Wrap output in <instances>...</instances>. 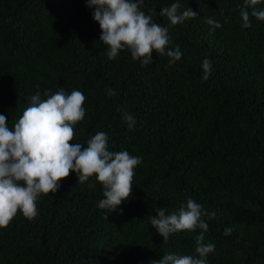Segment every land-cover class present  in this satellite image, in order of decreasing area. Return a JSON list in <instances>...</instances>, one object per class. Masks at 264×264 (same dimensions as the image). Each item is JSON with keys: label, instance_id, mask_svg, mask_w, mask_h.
<instances>
[{"label": "trees", "instance_id": "16d2710c", "mask_svg": "<svg viewBox=\"0 0 264 264\" xmlns=\"http://www.w3.org/2000/svg\"><path fill=\"white\" fill-rule=\"evenodd\" d=\"M176 2L145 0L141 10L169 29L165 53L179 46L181 59L171 63L153 50V62L143 65L129 50L107 58L87 0H0V114L9 129L33 95L75 89L86 97V114L70 143L86 147L102 131L109 151L142 158L132 194L115 212L98 207L103 186L95 176L78 184L75 172L57 192L38 197L34 219L18 210L0 227V264H152L165 254L194 256L203 230L170 234L164 243L150 222L156 207L169 215L188 198L208 213L205 243L215 251L207 264H264V21L249 7L251 27H242L244 0H178L179 13L198 15L171 25L159 13ZM255 8L264 11V0ZM206 58L211 74L203 80ZM107 88L117 94L109 97ZM125 111L135 118L131 129Z\"/></svg>", "mask_w": 264, "mask_h": 264}, {"label": "clouds", "instance_id": "9594fccd", "mask_svg": "<svg viewBox=\"0 0 264 264\" xmlns=\"http://www.w3.org/2000/svg\"><path fill=\"white\" fill-rule=\"evenodd\" d=\"M144 3L145 0H87V6L94 9V20L101 27L100 40L107 46V58L114 60L122 50H129L133 60L148 65L153 62L155 50L175 63L182 57L179 46L165 53L170 40L169 29L155 23L152 14L141 10ZM258 3L259 0H244L240 11L242 27H251L249 7L252 8L251 16L264 21V11L255 8ZM179 8L177 0L162 8L159 15L167 17L171 25L198 15L191 8L179 13ZM155 11L150 9L149 13ZM206 23L214 28L222 27L211 18H206ZM202 68V79H209L211 61L206 58ZM106 91L109 97L117 94L112 88ZM43 96L42 99L38 92L31 97V105L23 111L12 130L6 123L7 118L0 114V227H7L18 210L26 218L34 219L38 214V197L57 192L60 182L71 172L77 174L78 184L93 176L102 184L104 198L98 203L101 210L115 212L132 194L134 169L142 163L141 157L132 156L126 150L109 151L108 136L102 131L91 136L86 147L82 143H70L75 139L74 126L86 114L85 95L75 89L70 94L60 89L55 93L45 90ZM123 119L129 129L134 127L132 114L125 111ZM155 211L158 215L150 216L151 226L164 238V243L170 234L197 228L203 231L195 237L196 255L165 254L152 264H207V257L215 251V245L205 243L204 233L209 226L202 217L208 213L202 205L188 198L178 212L166 215V210L160 207ZM209 218H215V213ZM231 232V228H226L224 234Z\"/></svg>", "mask_w": 264, "mask_h": 264}]
</instances>
